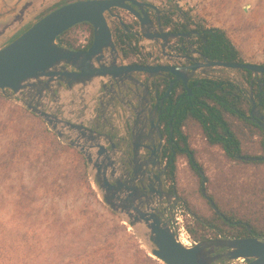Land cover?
<instances>
[{
    "label": "flooded vegetation",
    "instance_id": "1",
    "mask_svg": "<svg viewBox=\"0 0 264 264\" xmlns=\"http://www.w3.org/2000/svg\"><path fill=\"white\" fill-rule=\"evenodd\" d=\"M137 1L144 4L150 20L148 36L143 35L141 21L130 9L112 7L106 18L115 47L104 48L86 62L87 75L79 76L81 69L62 62L19 98L12 90L10 94L32 113L36 114L32 108L37 107L49 115L66 140L87 141L93 158L109 165V176L114 167L116 176L133 181L145 206L150 204L170 218L175 209H188L187 195L178 182L180 159L185 160L190 174L200 178L201 186L203 173L207 185L202 164L206 159L193 141L195 136L220 150V156L239 169L251 168L250 178H264V72L217 67L214 62L226 60L209 46L202 26L188 16L183 3L166 0L161 7L152 0ZM127 4L144 16L140 6ZM78 28L84 33V44L70 36ZM128 35L134 36L131 42ZM93 42L94 27L88 22L56 39L59 46L74 51H88ZM127 45L135 52L125 56L122 48ZM131 66H149L154 75ZM213 85L218 95L212 93ZM197 93L203 102L218 101L232 135L231 152L222 143H210L204 128L191 116L181 126L187 143L179 141V108L183 103L192 105ZM93 171L97 180V170Z\"/></svg>",
    "mask_w": 264,
    "mask_h": 264
},
{
    "label": "rangeland",
    "instance_id": "2",
    "mask_svg": "<svg viewBox=\"0 0 264 264\" xmlns=\"http://www.w3.org/2000/svg\"><path fill=\"white\" fill-rule=\"evenodd\" d=\"M72 1L76 0H23L16 4L21 11L18 16L25 15L26 20L0 40V49L56 6ZM152 1L161 7L166 4V0ZM7 11L1 8L0 15ZM188 14L207 26L226 30L244 61L264 64V0H202L201 9H188ZM70 36L77 41L84 33L78 28ZM16 98L0 90V214L10 226L39 229L31 238L39 240L43 250L33 264H164L152 254L141 231L106 204L78 149L59 140L41 117ZM193 141L206 159L202 164L208 194L224 210L244 218L251 213L252 222L263 226L264 178H250L251 168L239 169L200 137ZM178 182L187 195L188 228L197 225L199 215H213L201 193L200 178L190 174L184 159L179 161ZM206 236L216 237L213 232Z\"/></svg>",
    "mask_w": 264,
    "mask_h": 264
},
{
    "label": "water",
    "instance_id": "3",
    "mask_svg": "<svg viewBox=\"0 0 264 264\" xmlns=\"http://www.w3.org/2000/svg\"><path fill=\"white\" fill-rule=\"evenodd\" d=\"M130 1L143 9V3L137 0H76L63 4L36 21L20 36L0 49V90H12L16 96L29 87L43 82V75L50 69L69 62L82 70L79 76L87 75L89 64L94 55L108 46L115 47L112 31L106 18V12L112 7L121 6L130 9L139 17L144 36H148V14L144 16L127 4ZM149 5V4H148ZM88 22L94 27V42L88 51H74L61 47L56 39L75 25ZM85 63H78V62ZM220 68H246L254 73L264 72V65L252 62H214ZM132 70L148 71L149 66H131ZM163 69H165L163 67ZM172 71L178 74L177 71ZM111 72L116 75L114 70ZM178 78L181 75L178 74ZM32 111L41 117L66 144L77 148L87 159L90 172L97 170V183L100 193L110 209L124 218L134 229L140 230L152 247V254L164 264H214L220 259L232 261L244 258L246 264H264V236L254 234L250 237H217L200 241L192 247L180 243L171 221L160 210L145 206L136 185L132 180H123L116 176L115 169L108 175L109 165L93 158L92 145L87 141L73 142L66 140L60 133L54 120L37 107ZM202 173V172H201ZM94 174V173H93ZM203 175L201 191L209 200L213 209L223 216L206 190V178ZM114 181V183H113ZM244 223V222H243ZM246 224V223H244ZM251 229L250 226H248ZM218 250H225L217 253Z\"/></svg>",
    "mask_w": 264,
    "mask_h": 264
},
{
    "label": "trees",
    "instance_id": "4",
    "mask_svg": "<svg viewBox=\"0 0 264 264\" xmlns=\"http://www.w3.org/2000/svg\"><path fill=\"white\" fill-rule=\"evenodd\" d=\"M59 6H56L55 8ZM188 16L202 26L209 46L217 52L221 59L226 61L244 62L240 50L234 45L226 30L220 27L207 26L202 21L196 20L190 14H188ZM133 37V35L127 36L130 42ZM64 41L69 42L70 39L65 38ZM122 50L125 56L135 52L134 49L128 45L126 47L124 46ZM217 90L216 85H213L212 93L218 95ZM2 92L6 94L7 92H10V90L7 89ZM214 101V104L203 102L200 93H197L196 99L192 105L189 106L186 103L181 105L178 112L180 119L179 141L183 145H186L187 143V138L183 134L181 126L184 124V121L191 116L204 128L205 135L210 143H222L225 150L229 153L232 151L234 145L232 135L230 131L227 132L228 126L218 107V101L216 99H214ZM78 153L81 155L79 151ZM175 169L176 166H172V172H174ZM212 199L223 216L219 215L212 206V216L199 215V219L196 220L197 225H189V230L196 239L199 241L208 240L209 238H207L206 235L209 232L215 233V238L219 235H222L223 237H250L254 234L264 236V225L259 226L254 224L252 222L253 220L250 219L252 216L251 213L249 215L245 213V215H248L249 217L244 218L238 213L224 210L214 197H212ZM23 200L24 198L22 197L20 202ZM112 214H114V212H112ZM248 226H250L251 229H249ZM38 230L39 229L32 227L10 226L8 221L4 222L2 220L0 214V264H33L38 258L39 252L43 250L40 241L31 238V236L36 235ZM226 261V259H220L214 264H224Z\"/></svg>",
    "mask_w": 264,
    "mask_h": 264
},
{
    "label": "built area",
    "instance_id": "5",
    "mask_svg": "<svg viewBox=\"0 0 264 264\" xmlns=\"http://www.w3.org/2000/svg\"><path fill=\"white\" fill-rule=\"evenodd\" d=\"M180 3H183L186 6V9H190L191 11H199L202 7V0H176ZM80 44L85 43V39L79 40ZM185 212L178 208L170 216L171 225L174 230L177 232L179 241L186 247H192L198 244L200 241L196 239L190 232L187 222H186ZM228 264H246V260L244 258H238L232 261H229Z\"/></svg>",
    "mask_w": 264,
    "mask_h": 264
},
{
    "label": "crops",
    "instance_id": "6",
    "mask_svg": "<svg viewBox=\"0 0 264 264\" xmlns=\"http://www.w3.org/2000/svg\"><path fill=\"white\" fill-rule=\"evenodd\" d=\"M15 0H0V9L1 8H8V11L6 12V14H1L0 15V40L4 37H6L7 35H10L11 33L15 32L19 27L22 26L23 22L26 20L25 15L23 16H18L20 14V6L18 7L16 4L20 5L21 2L23 0H20L18 3L15 4L14 2ZM17 8L18 10L11 12L9 10V8H13L14 6ZM13 6V7H12ZM15 15V17H14ZM13 20L12 24H9V21ZM9 24V25H8Z\"/></svg>",
    "mask_w": 264,
    "mask_h": 264
}]
</instances>
